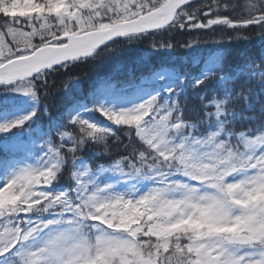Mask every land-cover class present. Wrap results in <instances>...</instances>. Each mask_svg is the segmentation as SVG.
Listing matches in <instances>:
<instances>
[{"label": "snow or ice", "instance_id": "6c2138e0", "mask_svg": "<svg viewBox=\"0 0 264 264\" xmlns=\"http://www.w3.org/2000/svg\"><path fill=\"white\" fill-rule=\"evenodd\" d=\"M0 134V264H264V0H0Z\"/></svg>", "mask_w": 264, "mask_h": 264}, {"label": "trees", "instance_id": "16d2710c", "mask_svg": "<svg viewBox=\"0 0 264 264\" xmlns=\"http://www.w3.org/2000/svg\"><path fill=\"white\" fill-rule=\"evenodd\" d=\"M196 33L193 32L192 35H195ZM173 37H174V42H179V43H183L184 41H186L187 39H189L190 37L188 36V34H184V35H180L178 33H173ZM164 38H167V36H165ZM257 45H258V42H257ZM139 47H146V43L144 45H140ZM209 45H202L201 46V51L202 52H207L208 49H209ZM235 47V45L233 46ZM129 55V50L128 48H123L121 49L120 51L116 52L113 54V56L111 58H109L103 65H101L99 68L96 69L95 72H93L91 74V76L89 77V82L92 80V79H95L97 76H100V75H103L109 65L112 63V61L114 59H123V58H126L127 56ZM185 55V52L183 49H177L176 51V56L178 57H183ZM149 58L147 56H145V60H148ZM60 79H63V77H59L57 78V84H59V81ZM61 101V96L58 94L57 95V98H56V102L57 104H59ZM47 103L51 104L52 103V99L51 97L49 98V100L47 101ZM16 130L14 129L13 132H15ZM4 134H0V136H3ZM117 135H121V138L123 139V136L122 134L120 133H117ZM127 141H125L126 143ZM111 143V141H110ZM119 149V146L118 145H114L113 147V154L115 155V153L117 152V150ZM87 155V154H86ZM5 159V154L3 152H0V161L4 160Z\"/></svg>", "mask_w": 264, "mask_h": 264}]
</instances>
